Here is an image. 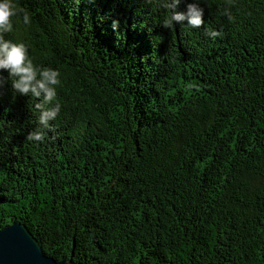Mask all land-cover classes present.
<instances>
[{
	"label": "trees",
	"instance_id": "16d2710c",
	"mask_svg": "<svg viewBox=\"0 0 264 264\" xmlns=\"http://www.w3.org/2000/svg\"><path fill=\"white\" fill-rule=\"evenodd\" d=\"M166 2L15 0L62 107L27 141L39 100L0 73V228L77 264H264V0H200L215 39Z\"/></svg>",
	"mask_w": 264,
	"mask_h": 264
},
{
	"label": "clouds",
	"instance_id": "9594fccd",
	"mask_svg": "<svg viewBox=\"0 0 264 264\" xmlns=\"http://www.w3.org/2000/svg\"><path fill=\"white\" fill-rule=\"evenodd\" d=\"M181 0H167L164 7L171 12L165 24L171 26L184 24L192 29L205 28V35L215 39L219 32L209 29L205 24L204 9L200 7V0H194L186 5L184 11L177 8ZM22 15L23 22L29 23L26 11L19 8L15 0H0V73L7 72L11 80L12 90L19 96L38 98L35 107L39 110L37 127L29 132L26 140L41 142L45 130L51 128V121H55L61 111V103L57 96V87L62 86L61 74L58 69L50 66L35 64L24 42L6 39L5 35L13 32L12 18Z\"/></svg>",
	"mask_w": 264,
	"mask_h": 264
},
{
	"label": "water",
	"instance_id": "95a60500",
	"mask_svg": "<svg viewBox=\"0 0 264 264\" xmlns=\"http://www.w3.org/2000/svg\"><path fill=\"white\" fill-rule=\"evenodd\" d=\"M0 264H77L46 254L20 221L0 228Z\"/></svg>",
	"mask_w": 264,
	"mask_h": 264
}]
</instances>
